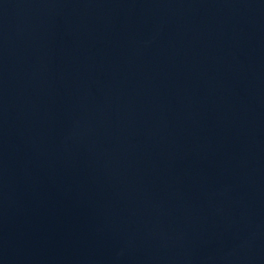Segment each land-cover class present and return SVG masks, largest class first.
<instances>
[{
	"label": "water",
	"instance_id": "water-1",
	"mask_svg": "<svg viewBox=\"0 0 264 264\" xmlns=\"http://www.w3.org/2000/svg\"><path fill=\"white\" fill-rule=\"evenodd\" d=\"M0 264H264V0H0Z\"/></svg>",
	"mask_w": 264,
	"mask_h": 264
}]
</instances>
